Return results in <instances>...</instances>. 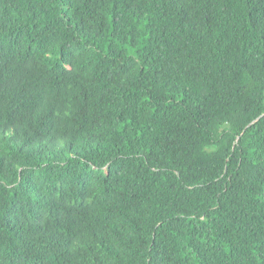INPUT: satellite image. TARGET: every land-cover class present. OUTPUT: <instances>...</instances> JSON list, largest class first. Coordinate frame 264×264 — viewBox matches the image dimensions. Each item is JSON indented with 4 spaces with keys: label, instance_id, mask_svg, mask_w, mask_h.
Masks as SVG:
<instances>
[{
    "label": "trees",
    "instance_id": "trees-1",
    "mask_svg": "<svg viewBox=\"0 0 264 264\" xmlns=\"http://www.w3.org/2000/svg\"><path fill=\"white\" fill-rule=\"evenodd\" d=\"M0 264H264V0H0Z\"/></svg>",
    "mask_w": 264,
    "mask_h": 264
}]
</instances>
